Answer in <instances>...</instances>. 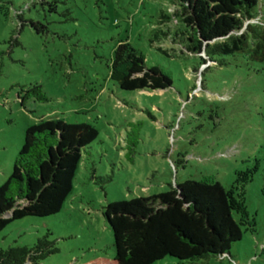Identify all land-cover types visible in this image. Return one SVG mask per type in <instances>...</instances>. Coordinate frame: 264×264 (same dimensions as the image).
<instances>
[{"label": "rangeland", "instance_id": "374dc122", "mask_svg": "<svg viewBox=\"0 0 264 264\" xmlns=\"http://www.w3.org/2000/svg\"><path fill=\"white\" fill-rule=\"evenodd\" d=\"M177 0H0V186L24 131L41 121L89 124L73 190L48 218L0 232V250L47 235L58 252L38 264H85L114 255L109 203L150 197L188 180L219 183L236 202L242 238L199 264H264V63L226 65L182 49ZM249 24L264 31V0ZM47 30L38 34L32 24ZM167 30L170 32L167 33ZM161 31V33H159ZM164 32V33H162ZM165 34V35H164ZM178 34L179 37H176ZM119 43L171 76L163 91H121L110 80ZM40 85L47 102L19 97ZM135 141L134 145H129ZM165 258L155 264H176Z\"/></svg>", "mask_w": 264, "mask_h": 264}, {"label": "trees", "instance_id": "16d2710c", "mask_svg": "<svg viewBox=\"0 0 264 264\" xmlns=\"http://www.w3.org/2000/svg\"><path fill=\"white\" fill-rule=\"evenodd\" d=\"M259 2L177 0L173 16L185 27L180 33L182 49L221 66L228 58L264 63V31L249 24ZM32 26L38 34L47 30L40 24ZM110 80L126 92L172 86L163 68L147 67L144 54L127 43H119L113 52ZM19 99L22 106L28 100H49L40 85ZM97 137V130L84 123L58 120L28 126L12 172L0 186V232L14 221L58 214L73 190L82 152ZM241 205L219 183L193 180L158 195L109 203L103 217L112 233L114 255L85 264H155L165 258L176 264H199L227 256L242 238L233 218V212L241 213ZM57 252L46 235L31 248L0 250V264H38Z\"/></svg>", "mask_w": 264, "mask_h": 264}, {"label": "water", "instance_id": "95a60500", "mask_svg": "<svg viewBox=\"0 0 264 264\" xmlns=\"http://www.w3.org/2000/svg\"><path fill=\"white\" fill-rule=\"evenodd\" d=\"M224 257V256H223Z\"/></svg>", "mask_w": 264, "mask_h": 264}]
</instances>
